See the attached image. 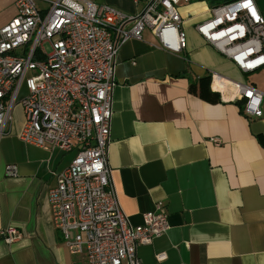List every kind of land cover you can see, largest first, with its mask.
Instances as JSON below:
<instances>
[{
    "label": "crops",
    "instance_id": "1",
    "mask_svg": "<svg viewBox=\"0 0 264 264\" xmlns=\"http://www.w3.org/2000/svg\"><path fill=\"white\" fill-rule=\"evenodd\" d=\"M92 1L136 14L145 0ZM225 1L180 6L188 35L183 54L165 50L145 30L117 56L109 162L118 196L134 224L158 202L171 224L139 246L142 264H264V114L249 118L241 101H225L211 90L208 76L214 70L264 90V69L242 72L195 29ZM256 2L264 15V0ZM15 14L14 0H0V28ZM24 121L17 104L0 138V230L23 232L13 243L0 237V264H88L69 251L48 200L56 174L75 153L22 141ZM7 164L17 166L16 176L6 174Z\"/></svg>",
    "mask_w": 264,
    "mask_h": 264
},
{
    "label": "built area",
    "instance_id": "2",
    "mask_svg": "<svg viewBox=\"0 0 264 264\" xmlns=\"http://www.w3.org/2000/svg\"><path fill=\"white\" fill-rule=\"evenodd\" d=\"M40 1L14 0L16 14L0 28V138L21 104L22 141L75 153L48 189L54 225L69 251L88 264H142L139 246L171 224L163 202L134 224L118 196L109 162L117 56L145 30L165 50L183 54L188 35L180 6L194 0H145L136 14L92 0H45V8ZM195 29L242 72L264 69V15L256 0L218 3ZM208 76L223 100L241 101L249 118L263 116L264 90L214 70ZM5 172L16 176L17 166L7 164ZM0 237L13 243L23 232L8 226Z\"/></svg>",
    "mask_w": 264,
    "mask_h": 264
},
{
    "label": "rangeland",
    "instance_id": "3",
    "mask_svg": "<svg viewBox=\"0 0 264 264\" xmlns=\"http://www.w3.org/2000/svg\"><path fill=\"white\" fill-rule=\"evenodd\" d=\"M214 5H216V4H214ZM261 79H262V81H264V76L263 75H262ZM25 92H26L25 87H23L22 90H21V96H23L25 94Z\"/></svg>",
    "mask_w": 264,
    "mask_h": 264
},
{
    "label": "trees",
    "instance_id": "4",
    "mask_svg": "<svg viewBox=\"0 0 264 264\" xmlns=\"http://www.w3.org/2000/svg\"><path fill=\"white\" fill-rule=\"evenodd\" d=\"M225 2H227V1H225ZM209 81V78H204V83H205V85H208V82Z\"/></svg>",
    "mask_w": 264,
    "mask_h": 264
}]
</instances>
